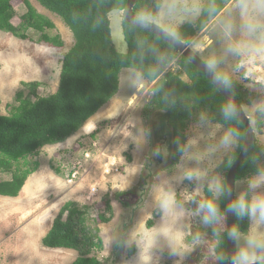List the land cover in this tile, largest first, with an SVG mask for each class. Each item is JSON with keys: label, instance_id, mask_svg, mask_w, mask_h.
<instances>
[{"label": "rangeland", "instance_id": "1", "mask_svg": "<svg viewBox=\"0 0 264 264\" xmlns=\"http://www.w3.org/2000/svg\"><path fill=\"white\" fill-rule=\"evenodd\" d=\"M29 1L38 13L54 24L53 29L44 33L58 37L63 46L57 49L38 44L40 35L34 31L28 32V40L0 31L2 116L9 115L18 106L14 98L16 92L23 89L22 83L37 84L32 101L54 94L59 86L62 60L74 44L70 30L59 17L42 8L36 0ZM205 1L163 0L157 17L150 21L173 35L180 25L197 19ZM13 6L14 22L18 24L26 10L19 0H15ZM123 19V11L109 14L113 44L120 53L127 49L122 34ZM229 42L241 45V50H229ZM195 44H200L201 49L197 50ZM189 48L205 63L209 56L215 55L220 61L219 67L228 72L231 79L257 95L243 109L264 101V0H232L193 39ZM177 70L172 63L166 72L175 73ZM182 80L190 83L185 75ZM153 86L154 83H148L139 73L123 69L115 97L89 120L90 131L83 127L65 143L46 146L17 163L3 156L12 161L9 164L11 171L1 170L0 181L10 179L12 172L23 168L25 163L29 169L38 163L39 168L27 178L18 197L0 196V264H71L77 258L75 250L45 248L41 239L66 203L88 206L87 224L91 227L92 220L103 211L101 206L105 199L111 202L113 214L108 223L98 224L102 248L91 254L101 264H219L209 251L216 242L214 228L204 225L200 216L192 213L198 202L205 198L203 190L211 177L219 175L225 180L226 176L215 169L225 155L235 149L236 142L230 149L222 147L220 140L227 130L215 123L210 113L203 109L192 112L180 156L173 157L172 165L152 179L145 202L124 237V245L114 250L123 234V223L132 206L139 201L136 190L141 184L143 167L153 152L151 133L155 126L148 120L152 112L147 111ZM29 92L27 89L26 94ZM245 113L254 130L255 141L264 147V114L261 129H256L257 114L253 122L248 112ZM84 149H93L96 156L100 153L101 156L92 169H88V174L68 184L66 175L71 160ZM109 156L120 161V174L102 180L101 168ZM188 169H199L206 175L200 180H188L184 178ZM247 180L235 183V196L247 188ZM96 181L99 182L98 193L87 199L88 191ZM158 188L171 189L177 202L186 210L187 214L174 222V228L184 234L185 243L190 245L189 251L175 254L163 238H158L150 248L138 243L140 233L160 228L164 223L163 214L155 202ZM257 191H264V188ZM116 193L119 195L115 197ZM124 203L128 207H124ZM149 220L152 221L151 227L146 226ZM223 223L226 226V220ZM197 239L198 243L195 242ZM132 248L134 253L130 255Z\"/></svg>", "mask_w": 264, "mask_h": 264}, {"label": "trees", "instance_id": "2", "mask_svg": "<svg viewBox=\"0 0 264 264\" xmlns=\"http://www.w3.org/2000/svg\"><path fill=\"white\" fill-rule=\"evenodd\" d=\"M15 0H0V31L10 33L20 40H28L29 31L38 33V44L60 49L63 43L58 37L44 33L54 28L50 19L37 12L29 0H19L25 8L19 23L14 22ZM232 0H206L200 14L194 22L184 23L174 31L173 36L186 45H190L200 32ZM50 13L59 17L70 30L74 44L62 60L59 86L57 91L47 97L36 98V83H22L23 89L15 94L18 104L12 113L0 115V172H10V163L37 154L46 146L65 143L77 134L89 120L116 95L119 74L123 69L133 70L148 83H154L153 96L147 111H170L169 123L172 127L174 158H178L184 144L187 122L195 109L210 113L213 121L226 130L236 128L240 135L236 147L228 152L215 171L227 175L237 159L245 138V128L238 119L225 120L221 106L225 99L212 86L207 78L182 57L172 46L160 38L143 31L124 19L122 34L126 52L116 50L110 29L109 14L124 11L127 0H36ZM163 0H138L133 14L150 21L157 17ZM175 63V73L166 72L167 67ZM185 75L190 83L182 80ZM242 106H249L257 97L232 79L231 87H226ZM30 92L26 94V90ZM149 113L146 112L148 115ZM263 114L257 113L256 129H261ZM39 168L34 163L32 168H16L10 179L0 181V196L16 198L27 178ZM264 169V147L254 142L246 157L236 171L235 181H242L257 175ZM225 181V180H224ZM205 198L209 196L207 186L203 190ZM116 193L114 196H118ZM128 207L127 204H123ZM219 206L225 211V197L219 200ZM100 212L87 224L88 206H78L68 202L54 218L48 233L41 239V244L50 249H71L77 252V258L71 264H101L91 257L94 250L102 248L99 236V223H108L113 210L108 199L102 201ZM100 209V210H101ZM241 233L249 227L247 218L235 223ZM147 227L152 226L149 220ZM226 232L222 233L217 251L226 255ZM134 253V248L129 254ZM227 264V260L219 261Z\"/></svg>", "mask_w": 264, "mask_h": 264}, {"label": "clouds", "instance_id": "3", "mask_svg": "<svg viewBox=\"0 0 264 264\" xmlns=\"http://www.w3.org/2000/svg\"><path fill=\"white\" fill-rule=\"evenodd\" d=\"M194 47L200 50L202 46L195 44ZM229 50L239 52L241 45L229 42ZM206 63L209 70L216 73L217 82H222L225 87H231V76L219 67L220 61L215 55L209 56ZM244 110L255 122L257 113L264 114V101ZM239 111L240 109L230 99L221 106V113L225 120L237 119ZM239 135L236 128H229L220 140L221 146L230 149ZM205 175L206 173L199 169H188L184 172V178L188 180H200ZM260 188H264V169L250 177L247 180V188L239 192L228 205V209L234 212L239 219L247 218L249 221L248 231L241 233L236 224L231 228L224 225L225 211L219 206V200L227 196L232 189L219 175L212 176L208 181L209 196L198 202L197 209L192 214L199 215L204 225L214 228L216 242L209 251L215 260L229 259L223 251H217L222 233L226 232L237 245L235 252L230 257L232 264H264V191H257ZM155 202L163 214L164 223L160 228L140 233L138 243L150 248L158 238H163L168 242L173 253L189 251L190 245L185 243L184 234L177 232L174 228V222L187 214L183 206L177 202L174 192L171 189L158 188L155 192ZM241 241L243 242L241 243ZM195 242L198 243L199 240L197 239Z\"/></svg>", "mask_w": 264, "mask_h": 264}, {"label": "water", "instance_id": "4", "mask_svg": "<svg viewBox=\"0 0 264 264\" xmlns=\"http://www.w3.org/2000/svg\"><path fill=\"white\" fill-rule=\"evenodd\" d=\"M137 2L138 0H127L126 8L123 11L124 20L128 24H131L143 31L153 34L154 36L160 38L161 40L172 46L182 57H184L193 67H195L200 73H202L207 78V80L212 84V86L225 99V101L229 99L232 100L237 105L238 109H240L237 119L245 128V138L243 141L241 151L237 159L229 169L225 178V182L232 189V191L227 196H225L226 227L231 228L235 223V214L234 212L228 209V205L235 198L236 171L255 142V133L250 124V119L246 115L243 107L236 101L235 97L222 84V82H217L216 73L209 70L207 64L204 61H202L189 48L188 45H186L184 42L180 40H177L173 35L169 34L168 32L163 30L160 26L153 23L152 21L141 20L133 14V8L135 7ZM151 118L158 123V125L162 130L165 131L166 139L164 142L160 144V147L156 149L157 154L153 156L151 154V156L148 158L146 164L143 167L141 184L136 190L139 197V201L134 206H132L126 221L123 223L122 226L123 234L114 247L115 251L124 245V237L128 233L129 227L133 224L139 208L145 202V198L151 186L152 179L155 177V175L158 172L165 170L166 168L172 165L174 146H173L172 127L170 126L169 123L170 111L155 110L152 112ZM166 143L168 145V148H166ZM235 249H236L235 242L227 235L226 256L229 257V259H227V264H232L230 257L235 252Z\"/></svg>", "mask_w": 264, "mask_h": 264}, {"label": "built area", "instance_id": "5", "mask_svg": "<svg viewBox=\"0 0 264 264\" xmlns=\"http://www.w3.org/2000/svg\"><path fill=\"white\" fill-rule=\"evenodd\" d=\"M242 66V63L239 64ZM95 148V144L92 145ZM101 153L96 156L93 149H84L79 156H75L71 160V167L66 175V182L68 184H73L77 179L83 178L84 175L92 169L99 158ZM107 161L101 168L102 180L106 176L120 174L121 163L117 161L116 157L109 156L105 159ZM104 161V162H105ZM90 169V170H88ZM98 181H96L89 189L87 199L94 197L98 193Z\"/></svg>", "mask_w": 264, "mask_h": 264}, {"label": "flooded vegetation", "instance_id": "6", "mask_svg": "<svg viewBox=\"0 0 264 264\" xmlns=\"http://www.w3.org/2000/svg\"><path fill=\"white\" fill-rule=\"evenodd\" d=\"M151 112H153V111H151ZM148 116H149V114H148ZM148 120L153 124V126H155V128L153 129V131L151 133L152 142H153V153H152V156H153V155H156L157 154L156 149L158 147H160V144L162 142L165 141V139H166L165 138L166 133H165L164 130H162L160 128V126L158 125V123L151 118V116H150V118L148 117ZM166 148H168L167 143H166ZM173 157H174V149H173L172 163H173Z\"/></svg>", "mask_w": 264, "mask_h": 264}, {"label": "bare ground", "instance_id": "7", "mask_svg": "<svg viewBox=\"0 0 264 264\" xmlns=\"http://www.w3.org/2000/svg\"><path fill=\"white\" fill-rule=\"evenodd\" d=\"M91 127H92L91 123H87V124L85 125V127H84V130L88 132V131L91 130Z\"/></svg>", "mask_w": 264, "mask_h": 264}]
</instances>
